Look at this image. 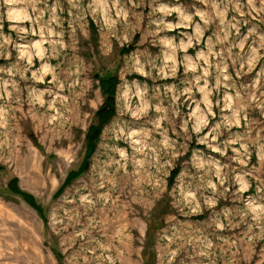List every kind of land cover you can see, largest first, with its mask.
Here are the masks:
<instances>
[{"label":"rangeland","instance_id":"obj_1","mask_svg":"<svg viewBox=\"0 0 264 264\" xmlns=\"http://www.w3.org/2000/svg\"><path fill=\"white\" fill-rule=\"evenodd\" d=\"M0 264H264V0H0Z\"/></svg>","mask_w":264,"mask_h":264},{"label":"trees","instance_id":"obj_2","mask_svg":"<svg viewBox=\"0 0 264 264\" xmlns=\"http://www.w3.org/2000/svg\"><path fill=\"white\" fill-rule=\"evenodd\" d=\"M118 83L119 78L117 76H110L108 78L101 79L100 86L105 98L102 105L97 110L98 120L95 124L91 125L86 134V153L81 166L77 171H72L66 181H69L75 175L88 169L90 158L96 150L102 129L116 114V92ZM9 186L13 188L15 192L24 193L18 188L16 181L14 180L10 181ZM28 197L33 199L30 195H28Z\"/></svg>","mask_w":264,"mask_h":264}]
</instances>
